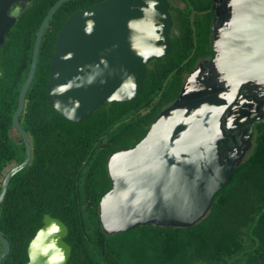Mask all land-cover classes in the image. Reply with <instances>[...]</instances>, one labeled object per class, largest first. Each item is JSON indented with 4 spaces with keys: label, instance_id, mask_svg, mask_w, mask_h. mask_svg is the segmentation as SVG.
Returning <instances> with one entry per match:
<instances>
[{
    "label": "water",
    "instance_id": "obj_1",
    "mask_svg": "<svg viewBox=\"0 0 264 264\" xmlns=\"http://www.w3.org/2000/svg\"><path fill=\"white\" fill-rule=\"evenodd\" d=\"M30 1L0 0V46L18 19L9 10L19 13ZM69 1H56L36 33L11 118L25 156L2 178L0 204L11 179L31 161V141L18 119L44 32ZM221 2L224 17L211 28L213 57L197 63L176 101L157 116L141 141L108 159L112 187L99 203L107 234L147 224L195 226L244 159L252 119L264 102V0ZM171 27L167 0H105L72 13L50 57L49 103L65 119L80 122L106 103L134 101L142 92L147 65L170 53ZM66 235L62 222L44 215L28 244L26 264H67L71 248ZM0 244L1 263L10 252L1 233Z\"/></svg>",
    "mask_w": 264,
    "mask_h": 264
},
{
    "label": "trees",
    "instance_id": "obj_2",
    "mask_svg": "<svg viewBox=\"0 0 264 264\" xmlns=\"http://www.w3.org/2000/svg\"><path fill=\"white\" fill-rule=\"evenodd\" d=\"M56 1L31 0L0 47V183L8 166L25 156L11 118L36 33ZM103 1L70 0L44 32L18 119L30 138L32 158L11 179L0 204V233L10 246L0 264L28 262V244L44 215L67 228L64 242L71 248L67 264H264L263 122L255 126L249 154L198 224L190 228L147 224L117 234L104 232L99 203L112 187L108 159L141 141L157 116L176 101L197 63L212 57V14L206 13L210 0H180L185 8L172 12L171 51L147 65L140 96L131 102L106 103L90 117L71 122L47 98L50 57L67 18Z\"/></svg>",
    "mask_w": 264,
    "mask_h": 264
},
{
    "label": "flooded vegetation",
    "instance_id": "obj_3",
    "mask_svg": "<svg viewBox=\"0 0 264 264\" xmlns=\"http://www.w3.org/2000/svg\"><path fill=\"white\" fill-rule=\"evenodd\" d=\"M210 1H211V7H210L209 11H207L206 13H211L212 14V17H211V25H210V44H211V39H212V31H211V28L213 27L214 24H216V26L219 25V23L221 22L222 18L224 17L225 8L222 5L221 0H210ZM167 2L169 4V12L171 14V17H172V12H174L173 10L176 7H179V8H182V9L185 8L184 4H182L180 0H167ZM12 10L13 9L11 8L9 10V13H11V15H13V16H15V15L18 16V14L20 13V12L17 13L16 11H14V10L12 11ZM12 13H14V14H12ZM204 13L205 12H200L199 14L203 15ZM218 29L219 28L217 27L216 30L218 31ZM212 57H213V51H212ZM262 103H263L262 106L257 109V112L254 114V117L252 119L253 122L251 123L252 125L250 126V130H249L250 138H249V142H247V144H246L248 149H247V152L245 153L244 159L247 157V155L249 154L250 150L252 149L255 126L257 124L261 123V122L264 123V102L262 101Z\"/></svg>",
    "mask_w": 264,
    "mask_h": 264
},
{
    "label": "rangeland",
    "instance_id": "obj_4",
    "mask_svg": "<svg viewBox=\"0 0 264 264\" xmlns=\"http://www.w3.org/2000/svg\"><path fill=\"white\" fill-rule=\"evenodd\" d=\"M12 137L15 139V141L18 143L17 139L18 137L12 134ZM13 164L9 165L7 169L11 168Z\"/></svg>",
    "mask_w": 264,
    "mask_h": 264
}]
</instances>
